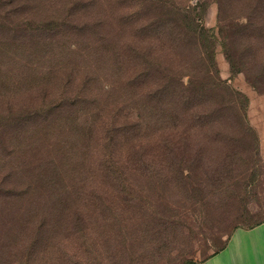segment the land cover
<instances>
[{
	"label": "rangeland",
	"instance_id": "1",
	"mask_svg": "<svg viewBox=\"0 0 264 264\" xmlns=\"http://www.w3.org/2000/svg\"><path fill=\"white\" fill-rule=\"evenodd\" d=\"M140 4L146 52L181 42L153 0H0V264H199L264 221V0H207L224 120L173 170L121 62Z\"/></svg>",
	"mask_w": 264,
	"mask_h": 264
},
{
	"label": "trees",
	"instance_id": "2",
	"mask_svg": "<svg viewBox=\"0 0 264 264\" xmlns=\"http://www.w3.org/2000/svg\"><path fill=\"white\" fill-rule=\"evenodd\" d=\"M190 1L153 0L158 8L160 5L161 10L166 11L165 34L177 35L181 42L157 40L154 42L156 48L150 47L147 52L143 42L150 33L142 19L145 6H137L138 24L132 27L137 39L130 45L131 57L126 62L119 60L131 65L128 84L134 86L135 99L142 102L148 113L149 127L161 132L164 148L160 151L166 153L167 166L172 170L178 166L172 154L179 153L185 145L190 146L192 139L199 135L217 138L224 120L222 108L214 107L207 100L223 82L218 76L215 55L217 41L222 36L226 47V25H218L217 30L206 27L203 10L207 0H197L195 4ZM171 13L177 15L173 22L170 21ZM158 53H165L164 57ZM171 53L177 57L169 56ZM231 235L225 245L210 256L225 248Z\"/></svg>",
	"mask_w": 264,
	"mask_h": 264
},
{
	"label": "crops",
	"instance_id": "3",
	"mask_svg": "<svg viewBox=\"0 0 264 264\" xmlns=\"http://www.w3.org/2000/svg\"><path fill=\"white\" fill-rule=\"evenodd\" d=\"M199 264H264V221L237 228L225 248Z\"/></svg>",
	"mask_w": 264,
	"mask_h": 264
}]
</instances>
